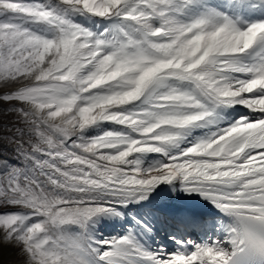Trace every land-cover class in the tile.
Wrapping results in <instances>:
<instances>
[{
    "label": "snow or ice",
    "instance_id": "1",
    "mask_svg": "<svg viewBox=\"0 0 264 264\" xmlns=\"http://www.w3.org/2000/svg\"><path fill=\"white\" fill-rule=\"evenodd\" d=\"M0 264H264V0H0Z\"/></svg>",
    "mask_w": 264,
    "mask_h": 264
},
{
    "label": "rangeland",
    "instance_id": "2",
    "mask_svg": "<svg viewBox=\"0 0 264 264\" xmlns=\"http://www.w3.org/2000/svg\"><path fill=\"white\" fill-rule=\"evenodd\" d=\"M7 258H8V259H12L13 257H12L11 255H8Z\"/></svg>",
    "mask_w": 264,
    "mask_h": 264
}]
</instances>
